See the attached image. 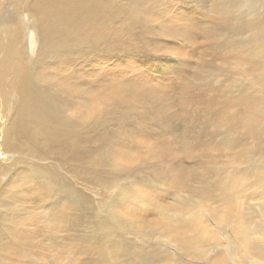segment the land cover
<instances>
[{
    "label": "rangeland",
    "instance_id": "1",
    "mask_svg": "<svg viewBox=\"0 0 264 264\" xmlns=\"http://www.w3.org/2000/svg\"><path fill=\"white\" fill-rule=\"evenodd\" d=\"M103 4L117 8L118 35L97 28L110 42L74 52L89 50L86 82L56 85L62 139L19 142L0 123V159L13 157L0 162V264H264V0ZM110 79L118 91L102 93ZM15 163L37 171L16 178L37 188L23 198L9 192ZM70 192L95 208L78 210ZM207 195L219 210L202 215L195 200ZM102 216L100 240L82 218ZM19 227L38 242L15 256ZM170 229L193 238L169 245Z\"/></svg>",
    "mask_w": 264,
    "mask_h": 264
},
{
    "label": "bare ground",
    "instance_id": "2",
    "mask_svg": "<svg viewBox=\"0 0 264 264\" xmlns=\"http://www.w3.org/2000/svg\"><path fill=\"white\" fill-rule=\"evenodd\" d=\"M103 3L105 0H0V13L7 11H2L7 6L10 8L9 16L6 18H1L0 14V92L8 87L4 98L6 100L0 109V123H12L10 133L13 131L19 142L24 138L44 147L40 141L46 143L59 141L69 130L65 124L67 120L59 113V108L63 106L57 105L56 85L59 83V90L64 91L84 80L87 69L81 68V63L86 59L89 50L81 54L74 52H77V47L88 48L92 43L106 39L107 35L97 28L111 27L115 31L114 35H118L120 15L117 8L114 5L104 7ZM24 15L26 19L23 18ZM241 26L238 24V27ZM107 42L110 41L105 40L103 46ZM31 48L35 51L33 56L28 55ZM93 77L100 79L99 74H93ZM118 80H111L114 84L106 81L102 93L118 91ZM87 114V111L81 114V120L78 122L80 125H83L82 118ZM13 123L16 124L15 127ZM71 132L76 137H84L78 127H74ZM50 146L54 147L53 144ZM14 151L15 149L11 148L9 153L12 154ZM3 157L0 159L1 163L13 161L11 155ZM66 157L75 158L74 150ZM13 166L15 171L9 177V192L20 198L27 192H36L37 188L34 185L16 182L17 179L24 181L33 179L37 171L22 167L20 163ZM261 173L264 174V170ZM70 193L73 206H76L78 201V210L92 211L91 209L95 208L88 206L87 199L79 201L75 193ZM195 202L199 214H210L219 210V204L212 202L208 195L205 198H196ZM186 203L188 201H185ZM261 213L264 215V210ZM82 220L84 225L91 227L92 230L98 229L99 239L106 235L104 217L101 221L96 219L94 223H87L84 218ZM181 220L183 224L188 222L187 217ZM14 226H21V223ZM250 227L259 228L260 224H250ZM3 229H6V226ZM246 230L247 227L244 226L242 231ZM28 232L34 233L31 230L27 231L25 227L16 229V238L13 240L20 246H16L15 256L22 248L29 252L23 245L33 243L30 249L37 245L36 235L28 236ZM167 233L162 237L173 246L179 243L181 247H185L189 243L185 239L193 238L178 229L167 230ZM98 238L96 237L97 241ZM179 239L182 240L178 242ZM8 246L3 245L1 254H9ZM26 257L27 255L23 259ZM140 262L144 263L141 257Z\"/></svg>",
    "mask_w": 264,
    "mask_h": 264
}]
</instances>
